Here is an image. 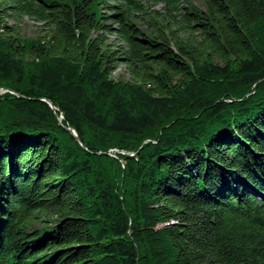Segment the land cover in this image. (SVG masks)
<instances>
[{
	"label": "trees",
	"instance_id": "trees-1",
	"mask_svg": "<svg viewBox=\"0 0 264 264\" xmlns=\"http://www.w3.org/2000/svg\"><path fill=\"white\" fill-rule=\"evenodd\" d=\"M182 2L0 0V264H264V0Z\"/></svg>",
	"mask_w": 264,
	"mask_h": 264
},
{
	"label": "rangeland",
	"instance_id": "rangeland-1",
	"mask_svg": "<svg viewBox=\"0 0 264 264\" xmlns=\"http://www.w3.org/2000/svg\"><path fill=\"white\" fill-rule=\"evenodd\" d=\"M107 4H117L119 2H122V0H105ZM150 0H142V2L145 5H148ZM188 4H192L198 8H204L202 0H183L182 6H187ZM156 9L160 10L163 12L164 5L163 3L159 2L154 6ZM176 12H174L175 14ZM12 21L10 20V23ZM139 24V23H138ZM142 26V24H140ZM143 27V26H142ZM21 31L24 36L27 37H40L44 33V23L36 20L29 18L27 16L24 17V22L21 25ZM113 75L115 78H124V79H129L130 78V73L128 72L126 66L124 64H120L119 67L113 72ZM3 92L2 90L0 93ZM110 155L115 156L114 153H110Z\"/></svg>",
	"mask_w": 264,
	"mask_h": 264
},
{
	"label": "water",
	"instance_id": "water-1",
	"mask_svg": "<svg viewBox=\"0 0 264 264\" xmlns=\"http://www.w3.org/2000/svg\"><path fill=\"white\" fill-rule=\"evenodd\" d=\"M49 103H50V105L54 108V109H56L53 105H52V103L50 102V101H48ZM63 117V116H62ZM59 120L61 121V117L59 118ZM69 132H71L76 138H77V140H79L80 141V138H79V136H78V134H77V132L74 130V129H72L71 127H69V126H67V127H65ZM108 154H110V153H108Z\"/></svg>",
	"mask_w": 264,
	"mask_h": 264
}]
</instances>
